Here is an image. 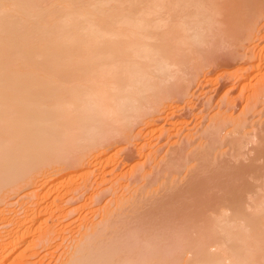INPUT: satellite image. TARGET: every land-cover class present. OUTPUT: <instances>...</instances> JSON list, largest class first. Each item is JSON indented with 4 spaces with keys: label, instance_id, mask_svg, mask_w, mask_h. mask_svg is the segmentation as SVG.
I'll return each instance as SVG.
<instances>
[{
    "label": "rangeland",
    "instance_id": "rangeland-1",
    "mask_svg": "<svg viewBox=\"0 0 264 264\" xmlns=\"http://www.w3.org/2000/svg\"><path fill=\"white\" fill-rule=\"evenodd\" d=\"M42 1L45 2L42 4L40 1L39 4L43 9L46 8L44 11L47 12L45 15L47 17L51 10L61 6L67 0ZM50 1L52 3L55 1L56 3L53 4L57 6H46ZM74 1L81 3V0ZM215 1L211 0L209 8L215 9L210 13L214 16V18L211 16L213 18L211 21H216L211 22L210 32H205L208 36L207 40L197 47L186 45L184 41L187 37L185 36L184 40V36H179V30L173 38L167 34V30L171 28H168L170 25H177L175 21L180 23L181 19H185L183 13L190 12L192 5L185 10L182 6L174 10L171 0H140V4L138 2L132 7L133 9L136 7L134 10L139 12H144L145 8L155 12L148 14V17L146 14L144 16L148 21L153 19L150 23L155 25L150 28L151 33H153L152 29L153 31L158 29L155 31L157 34L154 32L156 37L163 36L164 33V36H168L166 40L169 45H166V48L170 50V54L175 53L172 51L176 47L175 44H180V42L175 43L174 40H180L181 46H183L182 43L186 45V48L184 46L182 49L179 46L176 47L178 52L176 51L175 57L178 60H180L178 56L184 58L183 64L181 62L180 67L170 68L167 72L170 74L165 72L163 75L155 76L152 80L153 85L155 88L160 86L156 89L164 87L165 89H161L165 91L162 90L161 93V89L160 91L155 89L157 96L155 93L149 96L150 92L147 96V93L145 94V106L135 117L134 123L119 124L120 129L116 124H114L115 127L108 126L110 128L106 130L112 128L111 130L121 131L118 133L113 131L114 134L117 133L113 135L115 139L112 137V140L111 138L107 140L108 143L105 142L104 149L109 161L101 170L99 169L100 171L94 172L90 165L91 167H87L91 175H88L87 167H83L84 160L87 161L84 159L76 163L81 166L74 164L75 167L71 168V172L66 173L72 174L71 176L64 173L60 175L63 179H57L60 178L58 176L55 181H52L54 183L51 184L52 188L55 189H52L51 194L62 193V198L57 202L58 210L51 212L52 214L41 213L42 215L38 218H42L41 220L45 218L47 226L53 229L56 227V229L50 228L47 235L44 233L41 235V231L40 233L32 231L33 236L29 238L38 241L35 247L31 245L32 249H35H29L28 256L31 251L35 250V252L33 260L30 259L31 263L28 264H63L67 257L68 259L74 257L78 247L84 244H91V246H96L97 243L105 244L106 249L111 244H132L135 242L131 239L135 235L133 232H140L141 235H138L143 236L139 238L140 240L138 235L134 237L140 243L139 245L136 243L139 250L143 243L140 241L146 239L145 243L157 242L154 243L159 244L156 248L160 247L164 251L167 250L166 247L175 249L169 250L166 256L163 252L156 255L155 260L159 259V264H174V262L175 264H202L206 254L216 252L215 246H211L221 240L220 237L222 238L221 235H223V233L220 235L221 227L216 226L219 228L216 229V238L210 237L212 238L210 239L206 236H204L206 239L203 238L202 233H208V227L215 222V218L218 220L224 216L235 219L249 216V212L264 208V0ZM114 3L115 1H110L107 7L118 4L120 6L122 4L121 7H127L129 0H119L116 1L118 4ZM156 3H161L162 7L157 6L159 4L156 5L157 7L154 6ZM215 3L217 7H212L211 5ZM176 11H179L176 13L179 18L174 17ZM167 19L171 20L166 22ZM181 33L185 32L181 30ZM177 36L180 39H177ZM162 76L165 80L161 79ZM160 81L162 84L159 83ZM177 82L179 83L176 84ZM169 84L170 87H168ZM77 144L79 146L80 143L73 142L67 148L70 149L73 146L72 151L66 152L70 159H78L83 149L82 144H80L81 149L80 146H76ZM38 178L40 180L44 178L42 179L44 181L48 177L39 176ZM62 180L67 181L66 184L64 183L66 186L63 185ZM69 180H72L71 183ZM69 186H76L74 188H78V191L72 194L67 193L65 190ZM26 187L14 188L13 191L16 189L14 192L10 191L11 196L7 203L11 206H8V209L16 208L17 210L18 208L17 213L22 214L19 210L23 209V201L31 196L29 193V196L21 197L25 194L23 192L30 190V185ZM31 201L36 202L34 199ZM47 204H51V201ZM60 211L61 214L64 213L62 216ZM251 215L253 218L257 217V214ZM223 219L221 222L218 220L220 223L217 224L224 225ZM9 226L2 228L3 231H10ZM42 230L45 229L42 228ZM51 230L54 233H51ZM130 231L134 234L128 235L129 238L131 236V240L126 235ZM38 235L40 237L44 235V239L48 238L44 240V243H47L46 246ZM90 236L93 239H90ZM92 240L94 241L91 242ZM185 243H187L186 246ZM188 243H190L189 246ZM179 244L180 246L177 247ZM133 245L129 246L128 250ZM153 245L150 246V250L145 248L146 246L144 247L146 250L142 247L141 250L152 252L156 249ZM125 246L123 247L126 250L128 246ZM153 247L154 249L151 250ZM185 247H190L192 252L188 254L185 251L180 252ZM120 249L117 248V253ZM121 252L117 254L115 250L114 254L122 256L124 253L121 254ZM193 252H196L194 256ZM110 253H113L112 250ZM195 260H197L196 263Z\"/></svg>",
    "mask_w": 264,
    "mask_h": 264
},
{
    "label": "bare ground",
    "instance_id": "bare-ground-1",
    "mask_svg": "<svg viewBox=\"0 0 264 264\" xmlns=\"http://www.w3.org/2000/svg\"><path fill=\"white\" fill-rule=\"evenodd\" d=\"M40 1L41 3L45 2L42 0H0V264H28L31 261L30 259L33 260L35 250L34 252L31 251L29 256L27 255L29 249H32L31 245L35 247L38 241L29 238L33 236V234L31 235L32 231L34 233H40L41 231L40 234L44 233L45 235L50 231V228L53 229V227L47 226L45 218L41 220L42 218L39 219L38 216L48 212L52 214L51 212L58 210L57 202L62 198V193L60 194L58 191L56 194H51L54 188H52L54 184L52 181H55L58 176L60 178L57 179H61L62 174H66L68 171L71 172V168L75 167L74 164L84 159L89 162L82 161L84 163L81 162L83 167L92 166L94 172L101 170L104 164L109 161L107 160V152L105 153L106 150L104 149V147L106 148L104 146L105 142L109 141L110 138L112 140L113 135L121 131L111 130L112 128L106 130L110 128L108 126L116 124L118 128L119 124L134 123L135 117L142 112L143 106H145V94L147 93V96L150 92L149 96L152 93L154 95L155 89L160 87L155 88L153 85L152 80L155 76L157 74L163 75L165 72V74H170L167 73L170 68L180 67L181 62L183 64L182 60L184 58L178 56L180 59L178 60L175 57L177 56L176 47L179 46L182 49L184 46L186 48L187 44L196 47L201 45L203 41L207 40L208 36L205 32H210L211 22L216 21H211L214 16L211 15L210 11L215 10L209 8L213 2L211 0H171L174 10L181 6L185 7V10L186 7L188 8L191 5L195 9L192 14H190L193 10L192 7L190 12L183 13L185 19H181V13L180 23L175 21L177 25L169 24L168 28H171L169 30L164 29L168 31V36L171 35L172 38L178 34V30L180 31H178V35L184 36V40L187 37L184 41L186 45L182 43L183 46H181V41L177 40L178 36L177 41L171 38L177 44L180 42L178 45L175 44L176 47L172 49L175 52L174 54L171 53L172 56L169 53L170 50L166 48V45H169L166 40L168 36H164V33L163 36L156 37L154 32L158 29H154V31L152 29L153 33L150 32V28L154 27L155 24L152 23V25L150 21L152 22L153 19L148 21L144 15L146 14L148 17V14L151 15L155 12L153 13L152 10L151 12L146 8L145 10L142 9L144 12H139L134 10L136 7L132 8L140 0H129L127 7H121L122 4L120 6L116 3L119 0H87V2L81 0V3L80 1L76 3L74 0H67L61 6L51 10L52 12L50 11L51 13L47 17H45L47 12L44 11L46 8L40 7ZM55 1L53 3L58 0ZM110 1H115L114 4H118L120 7L118 5L107 7ZM51 3L52 1L45 5L57 6V4ZM147 4L151 5L150 3ZM160 4L156 3L154 6L162 7ZM216 4L211 6L217 7ZM177 12L179 11L174 13V17H178ZM161 18L163 17L161 16ZM161 18L160 20H162ZM171 19H167L166 22ZM181 30L185 33L182 34ZM153 40L156 42H152ZM169 49L171 48L169 47ZM161 79L163 80L164 76ZM168 87H170V84ZM161 88L165 89L164 87ZM160 89L156 90L160 91ZM163 89H161V93ZM168 94L170 95L169 92ZM152 98L156 99V97ZM147 99L149 100V97ZM137 119L136 121H138ZM113 131L117 133L114 134ZM119 134L121 135V132ZM113 138L115 139V137ZM73 142L83 145V149L76 160L70 159L66 155L67 150L72 151L73 146L70 149L67 148ZM80 144L81 149L82 145ZM77 165L81 166V164ZM76 168L78 169V167ZM87 173L91 175L89 169ZM39 176H47L48 178L44 181L42 180L44 178H42V182H40ZM69 181L71 183L72 180ZM65 182L67 183V181ZM65 182L63 181V185L66 184ZM25 185H30V190L27 191V189V192L22 190L25 194L21 197L30 194L31 196L24 198L23 209L20 208L21 210H19L22 214H18V208L17 210L16 208L8 209V206L11 205L7 202H9L11 196L10 191H13L14 188L22 187L23 189V187H26ZM71 186L65 190L67 193L71 192L72 194L78 191V188H74L76 186ZM33 199L36 201L35 203L31 201ZM49 201H51V204H47ZM256 211L249 212V216L237 218L235 216V219L222 216L224 219L221 217L218 220L221 222V219H223L224 225L217 224L220 222L216 218L213 223L214 220H212V225L208 227L209 231L207 230L208 233H202V235L204 234L203 238L204 236L216 238V229L218 230L220 227L219 230L222 231L220 235L222 233L223 235H221L222 238L220 237L221 240H218L219 237L217 238L220 242L216 241L211 246L216 247H214V249H217L216 252L211 254L206 252L209 255L206 254L203 257L205 258L204 262L200 260L203 262L202 264H264V208ZM251 214H257V217L253 218ZM48 217L50 216L48 215ZM237 222L239 223L237 224ZM8 225H10L11 230L8 232L3 231L5 226L8 227ZM216 226L220 227L217 228ZM42 228L45 229V232ZM127 233L128 238L130 233L131 235L135 234L132 236L133 238L130 236L135 241L132 244L130 243L131 245L135 244L134 247H130L131 251L128 250L130 244H111V248L109 246V249H106L105 244L101 245L99 243L98 245L96 241V246H91V244L80 245L74 257L71 259L67 257L68 262L65 260L63 261L65 263H60L159 264V259L155 260L156 255L163 252L166 256L169 250L173 251L174 249L170 246L171 248L166 247V250L164 247L166 250L164 251L160 247L156 248L159 245H155L157 242H154L155 244L150 242L151 245L148 243L149 241L145 243L146 239L140 241L145 243V245L142 243L141 247L146 246L145 248L150 250V246L152 247L154 244L153 246L156 249L153 247L151 250L154 249V251L147 250V252L145 248V250H141L140 247L139 250L137 244L140 243L134 237L136 238L138 234L141 235L140 232H133L134 234H132V231H130ZM44 235L43 237L38 235L43 243L44 240L48 239L46 237L44 239ZM91 236L90 239H93ZM142 237L139 236L138 239ZM104 241L106 242V240ZM108 242L111 241L108 239ZM76 246L78 245L76 244ZM76 246L74 247L76 248ZM179 246L180 244L177 247ZM112 247L115 248L112 249ZM116 247L118 249L122 248L123 252L120 249L117 253ZM189 248L180 249V252L185 251L188 254L192 252V249ZM111 250L113 253H110ZM115 250L117 254H120L119 252L124 254L118 256L114 254ZM132 251H134V254ZM195 254L196 252H193V256ZM196 261L194 262L196 263Z\"/></svg>",
    "mask_w": 264,
    "mask_h": 264
}]
</instances>
